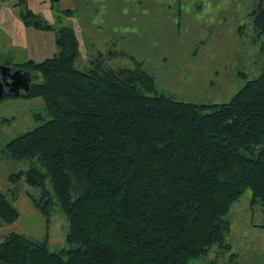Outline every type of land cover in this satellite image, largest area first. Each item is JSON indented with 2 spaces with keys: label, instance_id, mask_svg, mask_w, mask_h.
<instances>
[{
  "label": "trees",
  "instance_id": "obj_1",
  "mask_svg": "<svg viewBox=\"0 0 264 264\" xmlns=\"http://www.w3.org/2000/svg\"><path fill=\"white\" fill-rule=\"evenodd\" d=\"M251 14L264 47V5ZM21 17L53 29L57 51L15 62L0 45V65L30 74L21 94L41 95L46 115L0 145V163L24 165L11 181L29 173L36 184L49 180L46 201L66 216L68 245L54 250L46 236L11 231L0 238V264H188L225 243L244 191L264 209V63L228 102L181 101L160 93L140 65L117 69L99 55L78 67L71 25L29 10ZM19 215L0 190V221Z\"/></svg>",
  "mask_w": 264,
  "mask_h": 264
},
{
  "label": "rangeland",
  "instance_id": "obj_2",
  "mask_svg": "<svg viewBox=\"0 0 264 264\" xmlns=\"http://www.w3.org/2000/svg\"><path fill=\"white\" fill-rule=\"evenodd\" d=\"M260 2L59 0V9L75 10L63 23L78 35V67L85 68L99 55L117 69L140 65L153 75L160 93L210 104L230 101L262 70L264 47L255 36L251 14ZM7 44L0 34V45ZM4 52L10 53L7 48ZM14 55L15 62L28 59L24 53ZM39 116L46 117L41 95H5L0 99V145L34 129L43 121ZM21 166L14 161L0 163V190L14 199L20 211L14 222L0 221V238L19 231L46 236L51 249L66 247L68 220L55 202L46 201L52 197L51 183L47 179L43 185L30 183L25 175H13L11 181L10 175ZM43 205L51 209L47 214ZM228 217L231 229L225 243L188 264H264V209L260 204L252 206L249 190L233 202Z\"/></svg>",
  "mask_w": 264,
  "mask_h": 264
},
{
  "label": "crops",
  "instance_id": "obj_3",
  "mask_svg": "<svg viewBox=\"0 0 264 264\" xmlns=\"http://www.w3.org/2000/svg\"><path fill=\"white\" fill-rule=\"evenodd\" d=\"M22 10H29L51 25L63 23L64 17H71L73 13L68 12L59 18V0L54 4L52 0H0V34L7 39L8 44L5 47L10 55L12 53L11 57L15 56V51L17 54L24 53L28 59L36 62L52 57L57 51L55 31L27 24L21 17ZM62 10L75 11L72 6ZM39 11H44L43 15Z\"/></svg>",
  "mask_w": 264,
  "mask_h": 264
},
{
  "label": "water",
  "instance_id": "obj_4",
  "mask_svg": "<svg viewBox=\"0 0 264 264\" xmlns=\"http://www.w3.org/2000/svg\"><path fill=\"white\" fill-rule=\"evenodd\" d=\"M263 0H261L259 7H262ZM0 99L7 94L18 95L23 92H28L30 89V74L21 69L11 70V67L5 64L0 65ZM27 180L30 183H35L36 178L29 173Z\"/></svg>",
  "mask_w": 264,
  "mask_h": 264
}]
</instances>
